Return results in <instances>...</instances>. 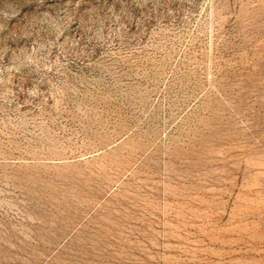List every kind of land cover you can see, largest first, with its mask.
<instances>
[{
  "label": "rangeland",
  "instance_id": "rangeland-1",
  "mask_svg": "<svg viewBox=\"0 0 264 264\" xmlns=\"http://www.w3.org/2000/svg\"><path fill=\"white\" fill-rule=\"evenodd\" d=\"M0 264H264V0H0Z\"/></svg>",
  "mask_w": 264,
  "mask_h": 264
}]
</instances>
